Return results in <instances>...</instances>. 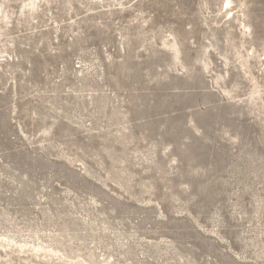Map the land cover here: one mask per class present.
Returning <instances> with one entry per match:
<instances>
[{
	"label": "rangeland",
	"instance_id": "rangeland-1",
	"mask_svg": "<svg viewBox=\"0 0 264 264\" xmlns=\"http://www.w3.org/2000/svg\"><path fill=\"white\" fill-rule=\"evenodd\" d=\"M0 264H264V0H0Z\"/></svg>",
	"mask_w": 264,
	"mask_h": 264
}]
</instances>
